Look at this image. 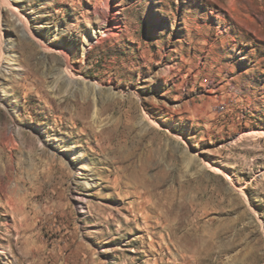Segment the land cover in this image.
<instances>
[{
  "label": "rangeland",
  "instance_id": "1",
  "mask_svg": "<svg viewBox=\"0 0 264 264\" xmlns=\"http://www.w3.org/2000/svg\"><path fill=\"white\" fill-rule=\"evenodd\" d=\"M7 1L0 264H264V0Z\"/></svg>",
  "mask_w": 264,
  "mask_h": 264
},
{
  "label": "bare ground",
  "instance_id": "2",
  "mask_svg": "<svg viewBox=\"0 0 264 264\" xmlns=\"http://www.w3.org/2000/svg\"><path fill=\"white\" fill-rule=\"evenodd\" d=\"M3 5L8 6L10 8V10L12 11L15 19L19 22L22 30L24 32H26L27 34L32 36L33 34L30 32L29 27H28V23H27L28 20L26 19V17L23 14V12L20 10L21 7L18 6V5H14V4L8 2L7 0H0V10L3 8ZM109 10H110V12L105 14L104 17H103L105 22H107V23L109 22V25H107L105 27V29L102 31V34L100 36L101 39H102L103 36L114 35L117 32L118 28L120 27V23H119L118 19L115 16V14L118 13L117 8H115V6L113 5V6L110 7ZM34 37L38 40V38L36 36H34ZM56 50L59 53L62 54V56L64 58V61H65V64H64L65 67L63 68L64 75L67 78H72L73 75H72V72L70 70V65H69V62H68V58L69 57H68L67 53L62 48H57ZM3 94H5V93H3ZM1 96H2V93H1ZM145 119L150 124L154 123L153 121L149 120L148 118H145ZM260 132H263V131H260ZM204 165L206 167H210V168H212L214 170H220L218 167L212 166L209 163H204ZM76 168L80 169L81 167H79V165H77ZM83 168H85V167H83ZM226 176H228V175L226 174Z\"/></svg>",
  "mask_w": 264,
  "mask_h": 264
}]
</instances>
